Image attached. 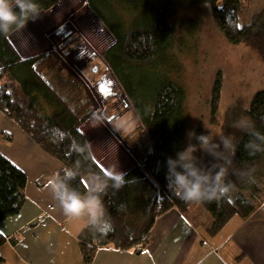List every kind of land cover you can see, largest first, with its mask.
<instances>
[{
	"label": "trees",
	"instance_id": "16d2710c",
	"mask_svg": "<svg viewBox=\"0 0 264 264\" xmlns=\"http://www.w3.org/2000/svg\"><path fill=\"white\" fill-rule=\"evenodd\" d=\"M59 1L36 0L41 12L52 9ZM88 4L114 37V43L102 56L127 95L139 124L125 137L135 164L125 171V182L119 190L112 188L109 181L102 196L111 231L101 234L85 227L78 236L84 262L90 264L103 247L142 250L151 240L158 217L172 209L182 214L192 208L204 212L210 234H216L235 216L246 219L252 215L264 202V196L252 199L263 192L259 179H264V152L250 155L244 145L254 139L250 133L264 134V90L257 91L247 106L238 101L228 108L220 124L222 71L218 70L214 77L209 98L211 124L219 122V136L231 135L237 146L234 156L225 153L231 160L230 165H225V179L232 184L227 197L201 202L178 198L167 186L166 161L175 158L188 143L187 94L172 77L179 68L177 51L182 49L176 39L179 11L208 7L214 25L230 44L253 48L264 61V8L243 23L242 14L249 10L250 0H88ZM188 26L191 31L197 23L189 21ZM17 29L0 34V111L61 161L64 168L75 167L79 160V175L70 181V186L84 193V179L106 171L93 153L85 160L73 151L74 144L87 141L79 128L91 117L92 104L83 83L63 68L55 69L56 59L52 56L22 58L9 39ZM60 74L66 76L58 77ZM241 124L246 128L238 126ZM195 132L206 135L202 125ZM197 157L205 163L212 159L205 154ZM10 165L0 153V223L18 214L26 201L23 186L5 170ZM63 169L57 175L62 176ZM249 170L250 177L241 176ZM7 238L0 232V247ZM9 240L15 242L16 238Z\"/></svg>",
	"mask_w": 264,
	"mask_h": 264
},
{
	"label": "rangeland",
	"instance_id": "374dc122",
	"mask_svg": "<svg viewBox=\"0 0 264 264\" xmlns=\"http://www.w3.org/2000/svg\"><path fill=\"white\" fill-rule=\"evenodd\" d=\"M260 6H250L242 14L243 23L249 22ZM209 10L206 7L179 11L175 21L176 39L182 49L177 51L179 68L172 77L186 90L189 130L202 125L206 135L210 133L219 137L220 124L228 108L238 101L247 106L257 91L264 90V61L255 49L230 44L214 25ZM189 21L197 23L191 31ZM30 25L35 28L30 27L29 31L35 30L38 34L26 37L25 41V35L17 36L22 52L16 49L21 57L52 56L56 59L55 69L63 68L72 78L83 83L86 98L92 104V114L91 123L85 121L82 125L93 153L96 152L93 155L97 160H104L99 164L106 165V171L115 167L125 173L135 164L125 137L138 126L139 120L102 56L114 43V37L96 16L88 0H60L53 11L40 14ZM218 70L224 77L220 124H211L209 98ZM61 76L66 74L58 77ZM82 125L79 129L83 132ZM195 155L203 153L197 151ZM259 180L263 192L252 198L253 201L264 196V179ZM262 206L264 202L257 209ZM193 211L184 215H190L194 220L205 218L203 213Z\"/></svg>",
	"mask_w": 264,
	"mask_h": 264
},
{
	"label": "crops",
	"instance_id": "0c3cea01",
	"mask_svg": "<svg viewBox=\"0 0 264 264\" xmlns=\"http://www.w3.org/2000/svg\"><path fill=\"white\" fill-rule=\"evenodd\" d=\"M250 1V6L264 8V0ZM32 20L10 35L20 52L17 36L25 35V41L26 37L38 34L29 31L30 27L35 28L30 25ZM87 122L91 123V119ZM82 130L85 134L84 127ZM0 153L11 164L5 170L23 186L26 195L21 211L0 223V232L8 237L0 247L1 264H86L78 238L85 227L63 214L48 183L64 164L2 112ZM89 177L84 179L87 188ZM203 214L205 218L194 220L172 209L158 217L151 230V240L142 250L99 248L90 264H264V206L246 219L235 216L216 234L208 232L205 225L208 217Z\"/></svg>",
	"mask_w": 264,
	"mask_h": 264
},
{
	"label": "clouds",
	"instance_id": "9594fccd",
	"mask_svg": "<svg viewBox=\"0 0 264 264\" xmlns=\"http://www.w3.org/2000/svg\"><path fill=\"white\" fill-rule=\"evenodd\" d=\"M41 10L36 0H0V34L7 35L14 27L23 28L27 21L39 17ZM242 129L245 125H238ZM254 139L249 140L245 150L250 155L264 152V134L250 133ZM187 146L177 151L176 157L167 158L168 189L185 202H201L220 200L227 197L232 190V184L226 181L227 168L231 160L225 153L232 156L236 152V144L231 135L213 137L210 133L197 135L194 129L188 130ZM194 141V142H193ZM73 151L85 160L92 157L91 144L76 143ZM202 152L211 157L207 163L195 153ZM80 161L75 167L63 169V175L51 179L49 187L63 214L73 221L80 222L84 227H90L96 232L106 234L111 231L112 224L108 218L107 209L102 199L109 187L119 190L125 182V174L115 167L109 168L102 175L89 177V186L84 193L70 186V181L79 175ZM252 170L242 173L250 177Z\"/></svg>",
	"mask_w": 264,
	"mask_h": 264
}]
</instances>
